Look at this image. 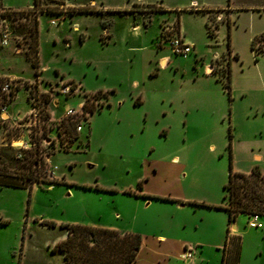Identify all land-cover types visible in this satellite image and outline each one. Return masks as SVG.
I'll return each instance as SVG.
<instances>
[{"label":"rangeland","instance_id":"obj_1","mask_svg":"<svg viewBox=\"0 0 264 264\" xmlns=\"http://www.w3.org/2000/svg\"><path fill=\"white\" fill-rule=\"evenodd\" d=\"M23 1L27 0H12L15 3ZM111 1L121 3L124 0ZM161 1L138 0V3ZM191 1L164 0L168 8L163 16L171 21L180 12L186 36L195 40L199 48H194L187 58L174 53L166 43L174 62L159 71L152 67H156V62H150L149 49L135 52L127 49L132 45H148L158 22L148 32L143 29L132 32L130 43H126V20L117 15L120 40L112 49L115 58L100 43L101 18L98 13L74 19L83 28L85 24L89 25L87 39L90 40L86 45L80 44L78 32L69 27L67 31L73 38V47L67 48L64 41L55 45L53 36L59 35V27L45 28L42 61L39 59L37 63L28 28L17 23L11 25L10 44L0 43V50L7 47L3 56L0 52V70L16 72L24 79H20V88H23L18 100L9 103L10 113L24 112L30 107L26 93L30 80L39 83L37 68L44 69L47 76L54 75L55 71L59 73L60 69L67 76L83 81L88 89L116 87L117 92L110 99L102 90L101 103L90 114L82 132H77L73 124L66 125L72 137L68 144L54 142L34 147L19 157L18 150L7 143L6 133L0 128V167L20 174L28 171L31 160L40 159L41 152L52 153L49 165L59 166L53 178L42 170L36 171L38 181L34 182L31 191L26 187L0 185V264H63V254L53 250L67 234L60 224L111 223L117 209L123 211L130 227L149 230L145 233L143 250V255H147L159 247V242L145 221L158 216L166 225L173 209L167 202L149 208L141 202L138 207L135 192L145 188L174 192L186 187V192L199 200L224 196L231 141L233 146L230 135L234 134L235 128L232 111L228 96L209 85L206 79H197L195 66L198 60L202 61V56L197 58L196 53L200 50L207 56L204 59L211 61L214 51H224L228 60L230 55L234 58L237 51L241 59L234 65L235 83L246 87L263 85L264 52H258L252 43L256 35L264 31V5L258 3L264 0H198L210 8H221L214 15L220 14L222 9L226 13L224 21L219 22L217 16L209 22L213 34L205 24L204 16L190 9V4H194ZM228 3L239 9L227 16ZM68 24L69 21L66 26ZM136 35L138 37L134 38ZM257 45L264 47V40H259ZM44 64H49L51 70L43 67ZM4 77L0 75V79ZM60 84L53 83L49 77L43 80L44 87L50 90V104L53 106L56 99L58 103L53 107L62 114L69 104L76 105L85 99L87 93L82 89L80 94L64 96L57 91ZM139 95H142L141 102ZM3 101L0 92V107ZM248 108L250 115L243 118L247 122L245 129L256 136L249 142L248 153L237 155L239 166L248 165L247 159L254 152L264 151V127L255 114L258 110L250 105ZM247 119L256 121L251 124ZM55 133L54 126L51 137ZM34 140L38 141V136ZM174 157L178 159L174 160ZM157 167L162 169V176L150 177ZM174 171L181 174L180 179L172 178ZM132 189L133 199L129 192L124 193V190ZM249 219L250 215L245 213L236 219L241 239L238 264H264V216L260 215L258 227L250 226ZM43 221H53L57 225L50 226ZM145 235L142 234L143 238ZM231 247L229 259L235 257L233 245Z\"/></svg>","mask_w":264,"mask_h":264},{"label":"crops","instance_id":"obj_2","mask_svg":"<svg viewBox=\"0 0 264 264\" xmlns=\"http://www.w3.org/2000/svg\"><path fill=\"white\" fill-rule=\"evenodd\" d=\"M191 3L194 4H190V9L192 11H196L199 14H202V16H204L206 25H209L211 21L217 16L220 17L219 22L225 20L226 13L223 9L220 14L216 13V15H214V13L218 11L212 10L214 8H210L209 5L200 4L198 0H192ZM258 3L264 5L263 1ZM33 4L34 0H27L17 3L12 2V0H0V8L25 9L31 7ZM95 4L96 7H99L104 11H79L71 16L63 18H59L56 14L48 12H44L39 16L38 39L39 54L41 59L40 61H42L43 31L45 28L50 29L59 27V29L57 30L59 32V35L53 36V41L55 45H58V43L64 41V44L67 48L73 47V38L67 31L68 27L69 29L78 32L80 44L86 45L90 40L87 39L89 25L85 24V28H83L82 24L77 20L74 21V19H77L81 16H86L91 13H98L99 17L101 18V27L99 34L100 43H102L101 45L106 50L111 51V55L113 51L112 49L117 46V43L120 40L119 24L115 20L116 16L119 15L120 17L126 20L125 25L127 28V33L130 34H127L125 38L126 43H130L132 32H140L141 29H143L145 32H148L150 29L153 28V26H155V22H158V28H154V31L150 34V43L144 46H129L127 48L129 51L135 52L143 49H149V55L152 59L150 62L155 60L156 67H152H154L153 69H156V71H159V69H166L170 66L171 62H174L173 55L169 53V49L166 48L165 45L160 46L158 44V39L160 37L162 29L161 25L163 22L167 21L165 20V16H163V13L166 12V9L168 8L166 7L164 0L157 3L147 4L142 2L138 3V0H124L121 3H114L111 0H95ZM238 9L239 8L237 6H232L231 3H228V6L226 8L227 16L230 15L231 11ZM177 17L179 18L180 28L184 37L190 42L194 43L196 49L199 48L195 40H192L188 36H186L184 27H182L180 12H178ZM67 21H69V24L66 26ZM104 23H106V25H104ZM137 37L138 35L134 36V38ZM6 48L7 47H4L2 50H0L2 56ZM234 53V58H231L232 55H230V60H228L226 59L227 57L224 55V51H214L211 61H206L204 59L205 57H207L206 54L204 55L203 52L197 50V58L199 56H202V61L198 60L195 66L197 79H206L209 82V85H213L215 89L219 90L229 98L230 112L232 111L231 118L233 121V126L235 127L233 131L234 134L232 146V151L234 155L233 164L235 170L250 172L253 167L258 166L264 172V151H257L250 155V159H247L249 160L248 165L239 166L238 164L237 155H240L242 153H248L249 142H251L250 140L254 139V136H256V134L253 135L245 129L247 127V122L244 121V117H248L250 115L248 108L249 105L258 110L255 113L258 116V119L256 120L260 122V125H262L261 127H264V84L257 85L254 87H246L235 83L234 65L236 63H240L241 55L237 51ZM113 57L115 58L114 55H112V58ZM186 57L189 58V55H187ZM112 58L109 59L110 62L112 61ZM212 63H217V71L209 73V67ZM228 66L231 68L232 78L230 93L225 85L227 75L224 70ZM43 67L49 68L51 70L49 64H44ZM58 70L59 73L55 71L54 75L51 74L48 76L45 74L44 69L43 71H41V74L39 75V85L42 89H48L43 85V80L47 77H49L53 83H62L63 81L75 80L81 86L84 92H94L101 89L100 87L88 89L85 87L83 81L77 80L74 77L67 76L65 73L60 71V69ZM0 75H14L15 77L24 79L21 75L13 71L0 70ZM32 81L33 80H30V82ZM22 88H20L17 92L14 102L18 100L19 92ZM101 90L106 91L110 99L111 96L115 92H117L116 87H106ZM138 101H142V95L138 96ZM247 102L249 103V105ZM53 106L52 104H50V109L54 112V115L58 117L59 115H61V113H57L56 109H54ZM20 114L21 112H17L16 114L12 115L19 116ZM247 120L248 123L251 124L253 121H256L249 119ZM177 159L178 157H174V160ZM161 174L162 169H160V167H157L155 171H152L150 177H160L162 176ZM174 174H171L173 179H176V177L180 179L181 174L177 175L175 171ZM128 191L129 190H124V193ZM135 194L139 199L137 201L138 207L140 206L141 202L143 206H146L148 208L154 205L157 206V204L158 207H160L161 205L159 206V204H161L162 202H167L170 204L169 206L173 209V211L170 212L171 215H169L171 218L170 222L166 225L159 220L158 216L152 217L145 221L148 226L152 227L154 233L153 235H155V238L159 242L157 243L159 247L152 250L150 254L143 255L144 245L146 242L145 233H148L149 230L135 229L133 227H130L126 223V218L124 217L123 211L121 209H117L114 222H91L93 225L112 227L119 230L133 231L134 229L137 230L139 233L141 232L143 235H145L139 254L132 264H177V262L181 264L179 255L182 252L183 247L187 244L196 245L195 264H238L239 256L241 253L239 224L237 223V221L229 222V212L227 209L216 207V205L227 204V201L224 199V197L216 199L199 200L197 199V197L188 194L186 192V187L185 189H179L174 192L157 190L153 191L148 188H145L143 189V191L141 190L139 192H135ZM129 196H131L130 198L133 199V193H129ZM163 197H168L169 199ZM195 202H198L199 204H196ZM241 214L242 213H240L239 215ZM231 236H233L232 239ZM237 236H239V241L237 240ZM230 245H233V248L235 250V257L233 259H229L227 257L228 251H230L232 248ZM174 247L176 248L174 251H172L171 249Z\"/></svg>","mask_w":264,"mask_h":264},{"label":"built area","instance_id":"obj_3","mask_svg":"<svg viewBox=\"0 0 264 264\" xmlns=\"http://www.w3.org/2000/svg\"><path fill=\"white\" fill-rule=\"evenodd\" d=\"M85 7L99 8L96 7L95 0H36L31 7L25 9L9 11V8H0V43L4 46L10 44L12 40L10 28L13 23L29 29L34 27L36 20H38L39 26V16L44 12L53 13L59 18H63L71 16ZM166 43H169L174 53L184 56L189 55L195 48L194 43L187 40L182 34L178 17L162 23L158 44L162 46ZM216 69L217 63H212L208 72H216ZM32 82L26 93V101L30 107L21 112L19 116H13L9 112V103L15 99L20 89V78L9 75L0 79V92L4 95V101L0 107V128H3L6 133L7 143L18 150L19 157H23L26 152L31 151L34 147L48 146L54 142L70 143L72 137L68 134L66 125L74 122L76 131L82 132L85 124L89 121L90 114L101 103L102 92L83 91L87 93L85 99L76 105H69L57 117L50 109V90L42 89L37 81ZM81 90V86L76 81L68 80L63 81L57 91L64 96H73L76 93L80 94ZM57 103L58 101L55 99L54 105ZM54 126L56 133L51 137L50 133ZM35 136H38V141L34 140ZM52 155V153L41 152L40 159L36 158L37 162L34 164L36 171L42 170L45 175L51 178L59 169L57 164L49 165L52 161ZM36 181H38L37 176ZM259 219L260 214L252 213L249 225L252 227L260 226ZM195 254L196 245H185L179 256L181 264H195Z\"/></svg>","mask_w":264,"mask_h":264},{"label":"trees","instance_id":"obj_4","mask_svg":"<svg viewBox=\"0 0 264 264\" xmlns=\"http://www.w3.org/2000/svg\"><path fill=\"white\" fill-rule=\"evenodd\" d=\"M220 9L214 8L212 10ZM13 10L10 9L9 11ZM80 11L102 12L104 10L95 7H85ZM28 30H30L32 35L31 46H35L36 53L33 57L35 63H37L40 59L38 20H36L34 27ZM209 31L211 34L214 33L210 24ZM261 39L264 40V31L256 35L252 43L258 52H264V47L257 45ZM39 71L41 70L37 68V76L40 74ZM226 75L225 85L230 93L232 78L231 68L229 66L226 69ZM98 91L102 92L101 89ZM2 98H4L3 94ZM69 124L74 125V122H70ZM66 128L68 129V126ZM230 137L232 138L233 134ZM229 147V174L228 180L224 185L225 192L223 196L227 204L216 205V207L228 210L229 222L236 221L240 213L247 215L258 213L264 216V172L258 166L253 167L250 172L235 170L232 141ZM36 160H31L30 167L27 169L28 171L21 172L20 174L11 173V171L0 167V185L26 187L31 191L36 180V168L34 167V164L37 162ZM50 182H56V180H51ZM128 192L134 193L132 190ZM163 198L169 199L168 197ZM195 203L199 204L198 202ZM43 222L45 224L48 223L50 226L57 225L53 221ZM60 227L65 228L67 234L54 245L53 250L60 251L63 254V264H132L136 260L142 247L143 237L139 232L82 223H61Z\"/></svg>","mask_w":264,"mask_h":264}]
</instances>
